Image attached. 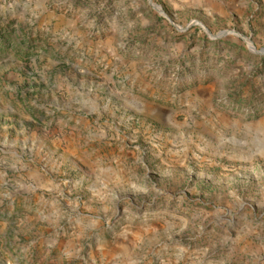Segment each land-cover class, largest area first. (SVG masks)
<instances>
[{"label": "rangeland", "instance_id": "obj_1", "mask_svg": "<svg viewBox=\"0 0 264 264\" xmlns=\"http://www.w3.org/2000/svg\"><path fill=\"white\" fill-rule=\"evenodd\" d=\"M152 3L0 0V264H264V0Z\"/></svg>", "mask_w": 264, "mask_h": 264}, {"label": "water", "instance_id": "obj_2", "mask_svg": "<svg viewBox=\"0 0 264 264\" xmlns=\"http://www.w3.org/2000/svg\"><path fill=\"white\" fill-rule=\"evenodd\" d=\"M149 2L151 3V6H152V8L159 14V15H161V16H163L164 18H166V19H168L167 18V16L165 15V13L162 11V9L159 7V6H157V5H155V4H153L152 3V0H149ZM192 24H195V25H198V26H200L207 34H209V32L204 28V26H202L199 22H193ZM191 26V24H189L188 26H186L185 28H180V27H178V26H174L177 30H186V29H188L189 27ZM228 34H233V35H235V36H238V37H240L243 41H245L248 45H249V48H250V46L252 47V48H250L253 52H255L256 54H259V55H264V49H261V50H255V48L252 46V44L249 42V40L247 39V38H245L244 36H242V35H239L238 33H236V32H234V31H228V32H221V33H219L217 36H212L213 38H219V37H222V36H225V35H228Z\"/></svg>", "mask_w": 264, "mask_h": 264}, {"label": "bare ground", "instance_id": "obj_3", "mask_svg": "<svg viewBox=\"0 0 264 264\" xmlns=\"http://www.w3.org/2000/svg\"><path fill=\"white\" fill-rule=\"evenodd\" d=\"M250 48H252V47L250 46Z\"/></svg>", "mask_w": 264, "mask_h": 264}]
</instances>
